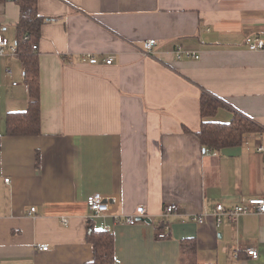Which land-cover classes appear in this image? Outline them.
Here are the masks:
<instances>
[{
  "label": "crops",
  "instance_id": "obj_1",
  "mask_svg": "<svg viewBox=\"0 0 264 264\" xmlns=\"http://www.w3.org/2000/svg\"><path fill=\"white\" fill-rule=\"evenodd\" d=\"M37 11L53 19L36 48L37 135L8 132L29 94L17 53L0 57V264H87L89 221L113 233L115 264H264V214L219 227L212 216L217 204L264 197V51L243 45L264 40V0H37ZM18 20L16 0H0L13 45ZM148 39L157 44L146 56ZM177 47L198 58L176 60ZM202 93L219 102L210 120L240 115L260 131L204 149ZM91 195L109 210L93 217ZM165 204L178 211L157 240ZM138 207L146 217L126 224Z\"/></svg>",
  "mask_w": 264,
  "mask_h": 264
},
{
  "label": "trees",
  "instance_id": "obj_2",
  "mask_svg": "<svg viewBox=\"0 0 264 264\" xmlns=\"http://www.w3.org/2000/svg\"><path fill=\"white\" fill-rule=\"evenodd\" d=\"M19 20L16 24L17 57L24 71V81L28 87L29 106L26 112L12 113L7 118L8 132L12 136L37 135L39 127V68L37 49L41 27L53 19L38 14L37 0H16ZM219 102L202 93L200 96L201 128L197 134L204 147L210 151L238 146L248 133L260 131L257 125L240 115H235L229 123L210 120ZM86 240L93 250V258L87 264H115L114 235L110 231L99 230L92 221L87 224Z\"/></svg>",
  "mask_w": 264,
  "mask_h": 264
},
{
  "label": "built area",
  "instance_id": "obj_3",
  "mask_svg": "<svg viewBox=\"0 0 264 264\" xmlns=\"http://www.w3.org/2000/svg\"><path fill=\"white\" fill-rule=\"evenodd\" d=\"M156 41L154 39H148L144 41L143 44V53L144 55H152L153 48L156 46ZM243 45L250 52H260L264 51V40L258 37L245 36L243 39ZM33 50H36V46L32 47ZM17 53V46L10 44V42L2 35L0 31V57H4L7 55H15ZM174 57L176 60H181L183 57L185 58H194L197 59L198 56L194 53L183 51L180 47H177L174 52ZM82 61H88L90 64H98L100 61L96 58L87 56L82 58ZM113 59L111 57H107L102 60V63L105 65H111ZM8 73L9 70L6 69ZM257 152L264 154V146L259 145L257 147ZM214 154V153H213ZM5 182H9L8 179H5ZM86 205L93 217H98L102 213L107 212L109 210V204L106 200L102 199L99 195H91L86 200ZM35 211L34 208L30 209L29 215ZM178 207L175 204H165L162 208V224L160 229L156 230L155 238L157 240H165L168 237L169 226L167 224V219L170 215L177 213ZM247 214H264V197L258 198H250V199H241L240 202L231 208H225L221 204H217L213 211L212 216L215 218V225L219 227L223 221L228 223H234L237 219L243 215ZM146 217V210L144 207H138L135 211V214L131 217H126L124 222L128 225H135L138 219L143 220ZM116 220L119 218L116 216ZM192 220L197 224H202L204 222L203 217H192ZM67 221L63 220V223L66 224ZM39 250L46 251V245H40ZM248 257L255 259L258 255L257 251L253 248H247L243 251ZM232 255L234 258L237 257L239 251L235 249L232 251Z\"/></svg>",
  "mask_w": 264,
  "mask_h": 264
},
{
  "label": "water",
  "instance_id": "obj_4",
  "mask_svg": "<svg viewBox=\"0 0 264 264\" xmlns=\"http://www.w3.org/2000/svg\"><path fill=\"white\" fill-rule=\"evenodd\" d=\"M146 222H148L147 220H145Z\"/></svg>",
  "mask_w": 264,
  "mask_h": 264
}]
</instances>
